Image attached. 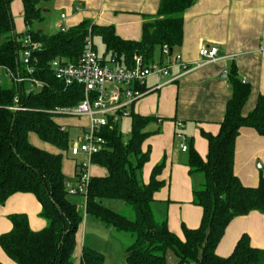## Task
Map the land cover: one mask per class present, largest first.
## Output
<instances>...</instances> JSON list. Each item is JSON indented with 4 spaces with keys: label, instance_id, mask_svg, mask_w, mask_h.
I'll use <instances>...</instances> for the list:
<instances>
[{
    "label": "trees",
    "instance_id": "obj_1",
    "mask_svg": "<svg viewBox=\"0 0 264 264\" xmlns=\"http://www.w3.org/2000/svg\"><path fill=\"white\" fill-rule=\"evenodd\" d=\"M14 0H0V64L15 68L20 46L12 14ZM45 0H23L24 20L34 40L42 43L35 51L36 76L45 86L27 93L25 86L0 84V205L15 193H32L42 204L40 216L47 226L39 231L30 227L28 216L14 213L9 216L13 227L0 235V245L17 264H74L73 253L76 233L83 221L76 203L68 197L69 178L63 171L64 158L71 153L68 130L56 121L60 117L50 110L57 106L75 105L84 97V86H66L53 73L51 62L59 58L76 62L83 49L85 38L91 32L101 36L106 54H117L119 63L131 66L135 54L153 61L157 48L169 45L173 50L180 46L184 36V12L195 0H160L157 14L146 19L143 36L139 41L125 40L114 26L92 24L83 20L78 25L45 33L31 25L43 18ZM95 45V44H94ZM96 49V45H95ZM97 50V49H96ZM228 81L232 96L227 103L225 117L218 134L204 132L209 151L206 159L195 150L190 151V173L201 175L194 186V203L203 208L198 228L183 226L182 239L168 228L166 220H159L153 210L154 194L164 181L159 180L165 161L158 163L149 183H142L140 173L150 158V148L143 143L150 135L145 127L154 119L131 113L130 138L123 139L118 123L105 126L101 134L106 144L94 154L91 162L107 169L106 176H91L86 195L87 213L97 217L118 231L131 234L134 242L127 247V264H167L166 254L173 251L180 263L188 264H264V249L252 245L248 234H243L234 251L227 257L216 253V247L230 222L252 211L264 213V176L257 186H245L234 172L236 139L243 127H251L264 135V95L258 97L255 108L244 115L251 85L239 77L232 66ZM19 95L25 110H11ZM58 149L51 152L34 145L30 134ZM71 155H73L71 153ZM74 156V155H73ZM77 177L82 163L76 164ZM107 199H120L130 205L134 217L110 209ZM0 264H2L0 262ZM81 264H104V255L90 247H83Z\"/></svg>",
    "mask_w": 264,
    "mask_h": 264
},
{
    "label": "crops",
    "instance_id": "obj_2",
    "mask_svg": "<svg viewBox=\"0 0 264 264\" xmlns=\"http://www.w3.org/2000/svg\"><path fill=\"white\" fill-rule=\"evenodd\" d=\"M21 1L15 0L12 4V13L19 16H15L16 21L20 18L24 20V5L23 0ZM44 2L42 19L46 18L51 8L60 12L59 19L53 21L52 26L46 27V33L56 32L60 29L59 25L69 28L87 19L95 25H112L121 38L132 41L142 39L144 22L157 14L160 5V0ZM16 24L18 22H15V29L19 34L30 28L26 23L25 28H19ZM42 24L43 22L39 24L41 30ZM203 45L217 46L220 59L186 70V73L182 67L174 66L168 77L157 74L148 77L145 87L149 92L138 99L131 109V113L154 118L144 129L150 135L143 143V150L150 148L151 151L150 158L140 173V179L142 183H149L154 167L165 161L164 169L158 176L159 180L164 181V185L154 194L152 207L156 217L160 221L166 220L169 230L182 239L183 226L198 228L203 218V208L194 203V186L199 180L190 173V151L195 149L206 159L209 142L203 133L216 135L220 131V123L232 96L228 81L232 66H236L242 81L251 85L250 96L242 110L244 115H248L255 108L258 97L264 95V0H195L184 12L183 42L173 51L181 54L186 64L194 66L202 60L200 49ZM162 59L164 58L160 55L153 60ZM176 76L177 79L163 84ZM6 79L12 82L11 79ZM1 84H5L4 78ZM160 84L163 85L158 88ZM61 118L62 116L56 117V121L67 130L66 126L70 123L66 118ZM180 121L184 123L181 130L186 135L187 151L182 150L181 141L177 137ZM88 122L87 117H78V121L71 124L84 131ZM30 141L42 149L58 152L57 148L43 142L36 134H30ZM68 154L64 158L63 171L69 182L72 179L76 181L77 156L71 155L74 158L70 159ZM78 156H82L83 160L87 158L84 154ZM91 167V176H106L108 173L100 165L91 163ZM234 172L245 186L251 187L257 186L261 175L264 176V135L251 127H243L236 139ZM70 184L76 187L78 182L76 186L72 182ZM81 207L78 206V209L83 215V221L76 233V246L72 256L74 264H81L85 246L102 253L104 264H127L125 251L134 242L131 234L118 231L87 213L84 208L82 211ZM41 210L42 204L34 194H13L4 205H0V235L12 229L9 216L14 213L26 214L30 227L35 231L45 228L47 221L40 216ZM245 233L250 236L253 246L264 249V213L252 211L248 215L234 218L218 243L216 253L223 257L231 255ZM99 240H103L104 245L101 247L98 246ZM105 254L109 255V259ZM166 258L167 264H188L180 263L171 250L167 252ZM0 262L17 264L1 245Z\"/></svg>",
    "mask_w": 264,
    "mask_h": 264
},
{
    "label": "built area",
    "instance_id": "obj_3",
    "mask_svg": "<svg viewBox=\"0 0 264 264\" xmlns=\"http://www.w3.org/2000/svg\"><path fill=\"white\" fill-rule=\"evenodd\" d=\"M62 17H65V14H62ZM59 28L66 29L62 25H59ZM19 41L17 66L12 68L6 64H0V84L5 76L18 87L30 83L34 87L32 91H38L46 84L36 76L35 66L37 59L34 53L42 48V43L34 40L28 32L23 33ZM161 52L164 59L157 61H146L142 54L137 53L131 66H123L119 63L115 53L111 54L107 61L102 62L90 32L85 38L82 53L76 62H66L59 58L51 62L56 78L66 86L76 83L84 86V97L75 105L57 106L50 112L59 116L87 117L89 120L82 135L71 144V153L74 156L84 154L87 158L82 162L78 185L72 187L70 182L67 184L70 193L87 191L91 179L89 163L93 155L101 151L106 144V139L101 134L102 129L108 125L112 127L123 117L131 114L132 105L149 92V89L145 87L148 77L155 74L168 77L174 66L182 67L186 73V70L199 68L220 59L218 47L210 45L201 47L202 60L196 62L194 66L186 64L182 55L174 53L167 44L162 46ZM177 78V76L171 77L163 84ZM7 108L15 111L26 109L20 105L18 94L14 98L13 105ZM183 127L184 123L178 122L177 137L181 141L182 150L187 151L186 135L181 130Z\"/></svg>",
    "mask_w": 264,
    "mask_h": 264
},
{
    "label": "rangeland",
    "instance_id": "obj_4",
    "mask_svg": "<svg viewBox=\"0 0 264 264\" xmlns=\"http://www.w3.org/2000/svg\"><path fill=\"white\" fill-rule=\"evenodd\" d=\"M21 2L22 1L20 0V3ZM43 3H45V2H43ZM46 6L49 7L48 5H46ZM15 8H17L16 5H15ZM12 14H13L14 22H16V23L18 22V24H16L17 27H19V28H22V27L25 28L26 27V24H25V21L23 20V18L22 19L20 18L19 20L16 21V17H19V16L14 15V12ZM47 14L48 15L46 16V18H48V19L45 18L46 20L45 19H42L40 21H36L33 24V28L40 29L39 28V24H40V22L41 23L43 22V24H42V31L44 30V32L46 33L47 32L46 31V27L52 26L53 21L59 19V17H60V12L59 11H56L54 8H51L50 12H48ZM24 32H25V30H24ZM3 40H4V38H1L0 39V44L2 43ZM93 40H94V44L96 45V49L98 51V54L101 57H103V55L106 52V47H105V44H104L101 36L98 35V34H95L94 37H93ZM110 55L111 54H109V53L106 54L107 57H110ZM160 55H162L161 48H157L156 51H155V56L154 57L155 58H158ZM3 78H4V83L6 85H10L12 83L10 80H7L5 76H3ZM25 87H26V90H28V91L34 90L33 85H31L30 83H26L25 84ZM62 118H66L67 121L70 123V124H68L66 126V128H67V130L69 132L71 142L77 141V139L82 135L83 130L80 127H78L77 125H75V124L72 125L71 123H76L78 121V117H75V116H62ZM118 126H119V130L121 131V133L123 135V139L124 140H128L130 138V133H131V129H132V118L131 117H128V116L123 117L118 122ZM68 158L71 159V158H74V157L71 156V153H70V154H68ZM75 159H77L79 163H82L84 161L83 158H82V156H77ZM91 163L92 162L89 163V167H91ZM92 168H93V166L91 167V169ZM200 176L201 175H199V174H195L194 175V177L195 178H198V180H199L197 182V184L199 182H201V177ZM78 181H79V178H77V177H76V181L74 179L70 180V182H72L74 186L77 185V182ZM68 197L70 198L71 201H73L74 203H76L77 206H80L81 205L82 206L81 207L82 211H83V208H84V210H86V195H85V193H69ZM104 202H105V205L107 207H109L110 209H113L114 211H116L118 213H121L123 215L129 216L130 218H133L134 217L132 207L130 205H127L124 201H122L120 199H107ZM102 237L104 238V234L102 235ZM125 238L128 241V239H127L126 236H125ZM103 245H104L103 244V240H99L98 246L101 247ZM105 255H107V259H109V255L108 254H105Z\"/></svg>",
    "mask_w": 264,
    "mask_h": 264
}]
</instances>
